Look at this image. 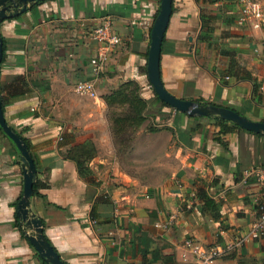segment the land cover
I'll return each mask as SVG.
<instances>
[{"label":"crops","instance_id":"1","mask_svg":"<svg viewBox=\"0 0 264 264\" xmlns=\"http://www.w3.org/2000/svg\"><path fill=\"white\" fill-rule=\"evenodd\" d=\"M158 4L39 0L0 21L3 118L26 142L35 166L37 193L29 197V212L65 264H164L167 258L170 264H188L178 257L181 239L191 236L206 245L226 241L246 229L256 216L255 203L264 199V178L257 179L264 170V134L230 123L219 132L209 116L160 107L156 129H147L143 120L126 146V159L145 170L125 169L116 156L114 131L120 133L103 98L131 82L146 109L159 107L146 77ZM237 15L234 0H171L159 77L177 98L213 102L264 121V19L253 29L236 24ZM105 17L121 42L95 76L89 58L98 44L87 31ZM223 50L251 80L225 75ZM81 80L93 81L95 97L73 90ZM87 143L96 154L78 156ZM75 159L83 160L82 175ZM244 170L250 171L246 178ZM198 186L218 204L219 218L193 197ZM21 193L19 152L0 130V264H42L14 225ZM102 195L108 203L97 202ZM171 215L168 230L153 226ZM218 264H264V239L248 241Z\"/></svg>","mask_w":264,"mask_h":264},{"label":"water","instance_id":"2","mask_svg":"<svg viewBox=\"0 0 264 264\" xmlns=\"http://www.w3.org/2000/svg\"><path fill=\"white\" fill-rule=\"evenodd\" d=\"M39 0H0V21L22 12L26 5ZM171 11V0H159L158 10L149 31V44L146 54V77L156 97L169 107L186 113L189 116H215L234 123L239 128L254 133L264 134V121L250 120L237 112L214 104H199L188 99H181L170 94L163 88L159 77L160 44ZM0 38V58H1ZM0 128L19 152L22 169V193L16 203V216L20 230L38 256L47 264H65L59 259L52 246L42 234L41 221L29 212V197L35 166L25 142L5 122L0 104Z\"/></svg>","mask_w":264,"mask_h":264},{"label":"built area","instance_id":"3","mask_svg":"<svg viewBox=\"0 0 264 264\" xmlns=\"http://www.w3.org/2000/svg\"><path fill=\"white\" fill-rule=\"evenodd\" d=\"M234 2L238 7L236 24H247L253 29H258L262 25L264 0H234ZM87 35L98 44L95 54L89 58L91 71L96 76L105 66L110 53L120 44L121 38L111 30V23L107 17L89 29ZM73 90L79 95L96 96L94 83L91 80L77 81L73 85ZM243 174L246 178L250 171L244 170ZM263 178L264 170H260L257 174V179L261 183ZM255 204L256 216L245 230L233 233L226 241L208 245L201 243L194 237L186 236L177 243L179 259L188 261V264H218L219 259L233 251H237L248 241L264 239V199L257 201ZM172 218L173 216L171 215L165 220H157L153 223V226L162 231L168 230L173 220ZM91 222L94 223V220L91 219Z\"/></svg>","mask_w":264,"mask_h":264},{"label":"trees","instance_id":"4","mask_svg":"<svg viewBox=\"0 0 264 264\" xmlns=\"http://www.w3.org/2000/svg\"><path fill=\"white\" fill-rule=\"evenodd\" d=\"M201 11H202V8H201ZM11 17H13V16H11ZM221 52L225 55V58L227 60V67L225 69V75L232 76L235 79L251 80V76L249 75V73L245 69L241 68L236 63V61H235V59L233 57L234 55L229 50H223ZM131 84H132L131 82L122 83L121 85H119V87L117 89L113 90L111 93L106 95L103 99H104L107 107H108L109 104H112L113 101H116V100H118L121 97V93L123 92L122 88H124V85L125 86H129ZM152 93H153L155 99L157 100V102L159 103V108L160 107H168V108H170L166 103H164L163 101L159 100L156 97V95L154 94L153 90H152ZM132 95H133V97H130L129 99H127V101L126 100H123V101L126 104L127 108L129 106V110L132 112V115L128 116L125 121L129 122L130 124L133 123L132 132L134 133L137 130L138 126L141 124V122L144 120L145 114H147V109H146V106H145V102L141 98H139L135 93L132 94ZM195 102H197L199 104H202V105L214 104L213 102H206V101H202L200 99H195ZM1 108H2V104H1ZM170 109H172V108H170ZM199 117L203 118V116L202 117L199 116ZM209 117L212 118L217 123V125L219 126V132H224V131H226L229 128L226 125L227 123H230V125L232 127L239 128L238 126H236L234 123H232L230 121L223 120V119H220V118L215 117V116H209ZM112 122H113V120H112ZM113 124H114V122H113ZM0 130H1V128H0ZM119 130H120V127L117 128L116 132L120 133ZM149 130L152 131V130H155V129L153 127H149ZM132 132H129L128 135L126 136V138H122L121 139V135H120V137H118V142L119 143H127L126 146H128L129 141L132 138V134H133ZM3 135L6 136L4 133H3ZM215 138L217 140H219L218 137H215ZM25 144H26V142H25ZM77 155L78 156L79 155H84L85 157L89 156L86 152H84V149H82L80 152L78 151ZM75 163H76V169H77L78 173L81 174L82 173V167H83V160L75 159ZM35 193H37L36 192V181H33L32 182L31 194H35ZM194 198H196L199 202L202 203L203 210L206 213H208L212 218L216 219V218L220 217V213H219V210H218V204L213 199L208 197V195L206 194L204 186H198L197 187V189L195 190V193H194ZM96 200H97V202H100V203H108L109 202V200L106 197V195L99 196ZM105 205H107V204H105ZM91 218L94 220L96 218V215L91 213ZM14 225L15 226L18 225L16 217H15ZM41 261H42V264H47L42 259H41ZM163 261H165L164 264H170L168 258L164 259ZM131 264H133V263H131Z\"/></svg>","mask_w":264,"mask_h":264},{"label":"rangeland","instance_id":"5","mask_svg":"<svg viewBox=\"0 0 264 264\" xmlns=\"http://www.w3.org/2000/svg\"><path fill=\"white\" fill-rule=\"evenodd\" d=\"M135 88L136 87L133 85H129L128 87H126L125 88L126 90L122 88L123 92L121 93V97L118 100L113 101L112 104H109L107 107V110L105 112L106 115L109 116V118L111 120L113 119V122L115 125V130H117V128L120 127L119 131H120L121 139L126 138L128 133L132 132V130H133V123L130 124L129 122L125 121L128 116L132 115V112L129 110V106L127 108V106L123 100L127 101V99H129L130 97H133L132 94H134ZM147 109H148L147 114H145V117H144V120H146V123H148V124H146V125H148L147 129H149V127H153L154 129H156V127H154L152 125L161 123L160 119L156 118V117H158L157 115H159L161 113L160 108L158 107L157 104H151L150 106H148ZM165 111H167V110H165ZM138 128H139V126H138ZM118 134H119V132H118ZM120 135L118 136L114 131V140L113 141H115V154L120 159L122 166H124L123 168L131 169L133 171H136V170L144 171L145 167L143 165L139 164L137 166H133V165H131L132 164L131 160L126 159V152H127L126 151V149H127L126 145H127V143H118L117 142V139H118V137H120ZM84 152H86L89 156H91V155L93 156L96 154V150L93 148L91 143L86 144V146L84 147ZM150 173H151L150 176H152V177H155V178L159 177V174H157V172L152 173V171H150ZM151 184H156V182H151Z\"/></svg>","mask_w":264,"mask_h":264}]
</instances>
